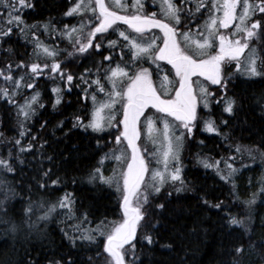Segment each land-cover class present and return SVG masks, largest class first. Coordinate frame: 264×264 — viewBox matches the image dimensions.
<instances>
[{"label":"snow or ice","instance_id":"1","mask_svg":"<svg viewBox=\"0 0 264 264\" xmlns=\"http://www.w3.org/2000/svg\"><path fill=\"white\" fill-rule=\"evenodd\" d=\"M192 0H181L183 7L178 6L175 0H161L159 15L162 18H157L158 13H146L144 11L143 0H132L129 4L126 0H112V6L115 9L124 12L131 11V14L121 15L117 10H110V5L105 0H77L75 5L65 13L67 16L73 14H85L91 12V17L87 21L81 22L79 27L69 28L67 25L61 30V36H66L73 48L72 52L68 53L69 57L75 55H91L92 53L99 54L102 47L114 49L119 45V38H122L124 47H129L132 56L139 60L150 57L153 63L158 61H167L175 70V75L178 78L179 87L175 88V95L172 98H161L151 81V74L147 68H141L130 74L127 70L128 66L120 67H104V61H111V56H104L103 60L97 65L96 72L91 69H85L78 77L72 73L65 71L61 67V62L56 59L59 53L55 50H50L47 46L42 45L36 37L35 32L32 36L36 39L34 54L39 59L41 55L45 58H50L53 62L25 64L21 61L19 64L12 65L8 63L3 69H0V77L5 82H11L13 87L0 88V95L5 97L8 103L16 104L14 99L17 92L22 88L35 90V85L32 82L25 83V80L32 81L39 78L45 71L52 74L50 77L53 80L59 79L61 83H66L68 91H71V86L75 80L80 83L76 87L83 85V99L89 98L91 92V100L93 102V110L90 113L88 122L85 123V118L77 116L75 118L74 127H82L85 130L91 129L93 132H104L105 128H112L114 122L117 125H122V130L117 128L118 135L114 136L113 148L110 152L105 153L100 160V165H103L105 160L114 159L117 162L126 161L127 167L122 170L118 177H106L102 167L94 168L89 174L90 183H99L109 187L115 186V189L120 193L119 208L122 212V220L118 223H113L109 231L104 230V221H101L95 229H83L82 225L76 226V231L80 233L77 236H65L69 239L70 244L76 245L77 240L94 243L96 237H104L103 251L111 258L110 264H126V256L133 257L132 264H136L135 256V239L137 230L142 227V222H146V209L150 204V198L159 194L162 188L168 184L181 182L182 168L180 167V153L183 150V142L187 136H191L193 129L197 126L198 104L202 102L203 108L210 107V100L215 96V93H210L207 88H200L199 99L198 94L192 86V77H204L211 85L220 86L223 96L216 100V104L224 103L223 112L233 114L237 107V102L234 98L227 97L228 79L224 74V65L232 61H236L237 71L246 74L249 77L259 76L264 70V59H261L256 48L251 47L253 40H260L264 36V20L255 19L257 15L264 17V0H196L194 8L188 7ZM34 7V4L28 3V0H0V42H5L11 37L13 27L19 29L21 33L25 32L27 26L20 15L24 8ZM204 9L208 13V19L205 21L204 31H198L193 38L191 30L179 32L177 25L182 23L181 16L185 15L191 20L197 13H201ZM118 21L128 25L132 33L136 34L133 37L131 33L126 34L124 31L118 33V40H110L107 45L103 41L97 43L98 34L103 36L109 29L113 28ZM235 22V23H234ZM234 25V31L229 35H224L221 29H230ZM44 30L50 28L55 31V27L50 24H45ZM85 28H90L85 32ZM153 28L159 29L162 32L161 47L156 43L155 39L147 42H141L140 38L143 34ZM199 28V26H198ZM178 37L183 38L185 47L181 46V41ZM218 42V49L214 55L209 54V50ZM188 49H192V54ZM247 50V52H246ZM243 58V60H242ZM13 71H24V75L19 78H14ZM7 73V74H6ZM95 75V79H90ZM126 79V86L124 81ZM167 80V76L164 77ZM111 85L109 91H105V83ZM52 93L55 95L53 107L61 103V89L52 88ZM98 93H104L106 100L98 101ZM40 93L35 92L31 97L25 99L22 105H18L19 114L24 120L20 122L19 136L24 138L31 135L30 130L24 128V121H27L31 115L35 114L36 106L44 107L39 103ZM122 105V119L117 121L114 114L115 106ZM151 106L156 108L158 112L164 113L166 116H171L175 121L179 122L176 129L164 121L163 130L155 128L154 122L149 118L147 120V133L150 139L155 143L156 137L161 136V144L153 156L156 157L157 163L162 165L161 168L152 169L149 166V161L141 154V149L137 145L140 139L141 132L138 127L140 117L144 115V110ZM264 111V108H262ZM107 113V115L105 114ZM204 130L209 133L220 134L219 126L215 120L208 119L204 122ZM225 127L227 121H221ZM43 127V125L41 126ZM179 131V135H177ZM226 139L228 137H225ZM38 137L32 136V141H36ZM127 142V147L131 149V157L127 159L125 154H117L119 146ZM13 149L8 153V158H0V224L4 225L8 231L13 234L25 233L26 237L33 232L38 235H44L40 228L41 222H46L50 215L57 208H71L72 201L70 194H65L55 204H49L47 201L41 202L38 205H33L29 200L28 206L20 213V219L16 220L9 217L7 204L9 200L18 194L12 186L13 182L7 181L4 177L7 174H15L17 169L14 166L15 162L24 164L23 160H19L20 154H33L34 143H29L26 147L22 146L21 139L12 141ZM99 146V144H98ZM44 147L43 144L40 145ZM18 150V151H17ZM145 152L148 150L145 149ZM237 153H243L244 148L236 146ZM251 150L249 149V152ZM12 152H17L16 156ZM233 159V157H229ZM44 160L54 166V157L43 154L42 159L38 161L39 167L35 170L42 180H47L53 175V168H43ZM205 168H215L217 173H220L221 161L209 163L207 160L201 161ZM228 170L227 176L221 175L224 181L230 180L237 169L232 164L226 163ZM35 179V177H34ZM52 185L56 186L60 183V178L52 180ZM38 188H47V183H40L37 180ZM16 187L23 188V184H17ZM235 187V185L233 186ZM30 190V188H29ZM178 188L177 191H181ZM170 195V193H169ZM248 205L254 203L253 200L245 202ZM205 205L217 210L224 208L223 202L217 204H209L207 200ZM156 207L163 209L164 205L159 204ZM39 208L43 215L36 216V209ZM33 216H36L33 220ZM7 218V219H6ZM224 223L222 229H227L228 234L234 228L249 231L247 225L252 223L251 216L248 218H237L231 213H226L222 217ZM84 223H87V214H84ZM155 227V226H153ZM147 245L154 243L152 235L143 237ZM264 243V241H261ZM128 245V248L125 246ZM168 247H171L170 245ZM251 247V246H249ZM236 254H243L245 248L243 245L235 247L233 250ZM97 256L101 254L96 253ZM92 258H89L91 264ZM33 264V262H29ZM49 264H75L71 259L68 260H51ZM236 264V261H233Z\"/></svg>","mask_w":264,"mask_h":264},{"label":"trees","instance_id":"2","mask_svg":"<svg viewBox=\"0 0 264 264\" xmlns=\"http://www.w3.org/2000/svg\"><path fill=\"white\" fill-rule=\"evenodd\" d=\"M67 2L70 5L73 0ZM28 3L34 4V7L24 8L20 13L28 30L21 33L14 26L11 37L0 42V69L8 63L16 65L21 61L25 64L48 62L43 55L38 59L34 54L36 39L32 36L33 32L44 46L48 39L60 41L62 38L60 20L66 16L67 11H61L65 1L28 0ZM3 11L0 8V12ZM255 18L264 20L260 15ZM71 21L72 16L68 17L67 25ZM45 24L54 26L55 31L51 28L45 31ZM253 43L260 58L264 59V36ZM62 49L66 54L68 48ZM24 74V71L12 73L14 78ZM50 74L45 71L32 81L26 79L25 83H34L35 90L20 89L14 97L16 104L8 103L0 95V158H8L15 139H21V144L25 147L34 143L33 154H20L18 159L23 160L24 164L15 162L16 173L4 177L13 182L12 186L18 194L7 204L9 217L19 220L20 213L28 206L29 200L33 205L44 201L55 204L67 193L70 194L74 212L81 218L79 225L83 229H89L94 224L100 225L101 221H104V225L121 222L118 193L107 185L90 183L88 178L90 172L100 165L105 153L113 148L114 140L109 137L118 131L116 128L106 127L104 132H93L74 127L77 116L85 118V114L79 111L81 100L71 99L69 103L63 105L61 102L53 107L56 97L51 91L54 80L52 81ZM237 74L239 77H234L233 81L228 80L227 84V91L237 102L234 113L223 112L224 104L216 106L215 101L211 110L213 120L216 123L219 120L227 121V126L220 124L219 135L203 130L200 133L202 128L198 127L193 136H187L180 153L186 158L181 172L183 184L176 182L175 189L165 186L159 194L150 198L146 222H142L143 226L138 228L134 241L136 264H233V261L236 264H264V243H261L264 241V205L255 202L251 206L242 200L243 194L239 189L241 178L238 179L239 186L229 180L226 182L220 178L222 174L205 168L198 161L200 156L212 157L218 153H222V156L232 144L253 148L251 151L258 150L260 154L264 152V70L256 77H244L240 75L242 72ZM1 79L2 77L0 88H8L11 94L12 83L1 85ZM34 91L40 93L39 103L44 107L36 106L35 114L24 121V128L30 130L31 135L21 138L18 130L24 118L19 114L18 105H22ZM60 95L62 100L64 94L61 92ZM76 103L79 105L78 110L73 111ZM86 121L87 118L85 123ZM32 136L38 139L33 142ZM41 144L44 145L43 148L40 147ZM43 154L54 157V166L44 160L43 168H53V175L46 181L40 179L35 170L39 167L37 162L42 159ZM12 155L16 156L17 152H12ZM103 170L107 171L106 168ZM58 177L60 183L53 186L52 180ZM37 180L47 183L48 187L38 188ZM17 184H23L24 187H16ZM178 188L182 190L177 191ZM205 200L209 204L223 202L224 208H211L204 204ZM159 204H163L164 208L156 207ZM226 213L245 219L250 215L252 223L247 225L249 231L234 228L229 235L227 229L221 228L224 223L222 217ZM56 214L59 216L58 212ZM84 214H87V223L83 222ZM36 216H33V220ZM75 224L73 222L70 226ZM64 227L63 222L52 214L46 222L40 224L44 233L42 236L34 232L27 237L23 232L13 234L0 224V264H49L53 259H71L75 264H90V257L91 264H110L111 258L103 251L104 237H96L94 243L78 239L73 246L65 233L77 237L80 233L75 231V234H69L70 231L66 232ZM149 234L153 237L152 245H147L143 239ZM240 245L244 246L245 251L243 254H236L233 250ZM125 247L128 248V245ZM97 252L101 255L97 256ZM125 259L126 264H132L131 255Z\"/></svg>","mask_w":264,"mask_h":264},{"label":"flooded vegetation","instance_id":"3","mask_svg":"<svg viewBox=\"0 0 264 264\" xmlns=\"http://www.w3.org/2000/svg\"><path fill=\"white\" fill-rule=\"evenodd\" d=\"M33 2L35 0H32ZM65 1V5L62 8L61 11H67L72 8L77 0H73L70 5L68 4L67 0ZM107 4L110 5V10H117L121 15L124 14H131V11L129 12H124L122 10L115 9L114 6H112V0H105ZM127 3H131L132 0H126ZM160 2L161 0H143L144 3V11L146 13H152V12H157L158 17L157 18H162L159 15L160 12ZM196 0H192V3L187 5L188 7H193L195 5ZM175 3L178 6L183 7L184 5L181 4V0H175ZM201 13H197L195 17H193L191 20L187 18L185 15L181 16V21L182 23L180 25H177V30L179 32H185L191 30L193 33V38L196 39L198 38L196 36V33L198 31H204V25L205 21L208 19V13L206 10L202 9ZM91 12L87 13V15L81 13V14H73L72 15V21L70 25H67L68 17L70 16H65V18L61 19V30L64 28L65 25H67L69 28L72 27H79L82 20L87 21L89 17H91ZM257 19V18H255ZM199 26V28H198ZM115 31L113 29H109L107 33H104L103 36H100L98 34L97 40L95 42L99 43L101 40L103 41V44L106 46L108 41L110 40H118V33L120 31H124L126 34L131 33L133 37H136L135 33H132V30L129 29L128 25L124 24L121 21H118L116 25L113 26ZM90 28H85L84 31L87 32L89 31ZM224 35H229L231 30L227 29H221L220 30ZM52 32V31H51ZM162 32L159 29L153 28L143 34V37L140 38L141 42H147L149 40L155 39L156 43L159 44L161 47L163 46L162 44ZM178 39L181 41V46L185 47L183 43V38L178 37ZM60 41H55V39H48V41L45 43V46H47L50 50H55L59 53V55L56 57L57 60L61 62V67L63 70L68 71L72 73L74 76H79L81 73H84L85 69H91L93 73L96 72V67L97 65L103 60L104 56H111L112 59L111 61H104V67H116V65H120V67H125V65L128 66L127 70L130 72V74L134 71H138L141 68H147L151 74V81L153 83V86L157 90L158 94L161 95V98L169 99L174 97L175 95V88L179 87L178 84V78L175 75V70L172 68L170 64L167 63V61H158L157 63H153L151 58H142V59H135L132 56V52L129 47H124V41L122 38H119V45L115 47L114 49H109L107 47H102L100 49L99 54L97 53H92L91 55L84 54V55H75L72 57L68 56L69 52L73 51V48L70 45V42L66 36H62V38L59 39ZM256 41V40H254ZM56 42V44L54 43ZM63 47H67V53H63ZM218 49V42L214 44V47L209 50L210 55H214L216 50ZM189 53L192 54V49H188ZM49 63V65L53 62L52 59L50 58H45ZM50 77L52 74L49 75ZM167 76V80L164 79V77ZM95 75L90 77V79H95ZM58 79L53 81V84L51 85L53 88H60L62 93L64 94V98H62L61 102L64 104L69 103L72 100H76L77 98H80L81 103H80V108L79 111L83 112L85 114V118H87L86 123L88 122V118H90V113L93 110V102L90 98L91 92L89 93V98L87 100L83 99L84 93L82 91V88L84 87L81 85L79 88L76 87V84H79L80 82L78 80H75L73 82V85L71 86V91H68L69 85L66 83H61L60 81L57 82ZM45 81V79H44ZM36 82V81H34ZM46 82V81H45ZM57 84H56V83ZM105 83V91H109L111 88V85L108 84L107 82L102 81ZM126 79L123 82L124 86H126ZM4 85V84H3ZM50 86V87H51ZM192 86L194 91L198 94V99H199V91L200 88H207L210 93H217V91H221L220 86L217 85H211L209 81H207L204 77H192ZM98 101H103L106 100L107 97L104 93H98L97 95ZM78 104L76 103V108L73 110H78ZM212 107V104H211ZM205 109L203 108L202 102L198 104L197 107V114H198V121H197V126L193 129V133L196 132V128L201 127L200 120L203 118V115L209 112L211 109ZM107 115V113H105ZM114 114L116 115L117 121L122 119V105L117 104L115 106ZM120 114V115H117ZM155 114L158 115H165L164 113L158 112L156 108H152L149 106L144 110V115L140 117V120L138 122V127L140 129L141 126L150 118L153 122L156 121V116ZM166 116V115H165ZM168 118L172 119L175 123L177 121L174 120L173 117L167 116ZM179 123V122H178ZM118 125L114 122V126L112 128L117 129ZM119 129L122 130V125H119ZM91 130V129H90ZM201 133L202 130H199ZM192 133V136H193ZM119 133L117 132L115 135H118ZM196 134V133H195ZM114 135V136H115ZM114 136H111V140H114ZM202 139V138H201ZM108 140V138H107ZM99 167V165H98Z\"/></svg>","mask_w":264,"mask_h":264},{"label":"rangeland","instance_id":"4","mask_svg":"<svg viewBox=\"0 0 264 264\" xmlns=\"http://www.w3.org/2000/svg\"><path fill=\"white\" fill-rule=\"evenodd\" d=\"M227 30L228 31L229 30L234 31V25L232 27H230V29H227ZM253 45H255V44L252 41L251 47H254ZM246 52H247V50H246ZM242 60H243V58H242ZM239 72H241V71H237L236 61H232V62L224 65V74L228 80L233 81L234 77L235 78L239 77V75L237 74ZM262 72H263V70H262ZM240 75H242L244 77H248L246 74H240ZM5 83L6 82L2 78L1 79V85L5 84ZM221 96H223V92L217 91V93H215V96L213 98H211L210 107H211V104H212V107L209 110V112L204 114L203 118H201V120H200V124H201V128H202L201 130L205 131L204 130V123H203L205 120L214 119L213 114L211 113V110L214 108L213 107V101H215V103H216V100H219L221 98ZM227 97L232 98L231 93H229V91H227ZM222 104H224V103H222ZM219 105L216 104V106H219ZM155 116H156L157 123L154 121V126L156 129H158L160 131L163 130L165 120H167L169 122V124L171 126H173L174 129H176L178 127V122L175 123L172 119L168 118L165 115L155 114ZM216 124L218 126H220V124H221L220 120ZM140 129H141L142 140H138V145L141 149V152L144 153L145 158L149 161L150 168H152V169L161 168L162 165L157 163L156 157L153 156V153H156L157 149L160 147L162 137L157 136L155 143L153 142L152 139L149 138L148 133H147V121L143 124V126L140 127ZM18 131H20V127H19ZM205 132H207V131H205ZM176 134L179 135V131H177ZM186 138H187V135H186L185 139ZM185 139H184L183 143H185ZM198 141H202V140H197V142ZM236 146H237L236 144H232L229 148L227 147V150H225V154L222 156L220 155L222 153H218L217 155H214L212 157L200 156L201 158L198 159V161L200 163H202L201 161H204V160H207L209 163H214L215 161H221V163H220V174L225 175V176H227V174H228V170L225 166L226 163L232 164V166L235 169H237V171L229 181L232 184L235 182L237 184V186H239L238 185V179L241 178L242 181L240 180L241 186H239V189L241 190V194H243L242 200H244V201L253 200V197L255 196L257 198L254 199V203L257 202V203H260L261 205H264V152L261 154L258 150H255V151L253 150V151L249 152V149L252 150L253 148L242 147V148H244V152L243 153H237L235 151ZM145 149H147L148 151L145 152L144 151ZM121 153L125 154L127 159L129 158V150H128V148L125 147V145H122V144L119 146V151L117 152V154L119 155ZM258 154H260V155H258ZM229 157H233V159H229ZM213 158H215V159L212 160ZM185 163H186V158H185L184 154L180 155V167L182 169L185 166ZM125 165H126V161L117 162L116 160L111 159V160L107 161V164L99 165V167L103 166V168H106L107 171H104L102 168L103 173L106 177H113V176L118 177L120 172L125 169ZM210 169L216 171L215 168H210ZM88 178H89V176H88ZM165 186H169V188H171V189L177 188L175 186V183L173 184L171 182H169ZM111 188L114 191H116L115 186H112ZM118 195L120 196V193H118ZM58 201L59 200H57L55 203H57ZM47 202L49 204H53V202H51V201H47ZM36 212H37V216L43 215V212L40 211L39 208L36 209ZM57 212L59 213V216H57V214H56ZM52 215L55 216L58 220L63 222V227H64V225L66 226V227H64L66 229V232L70 231L69 234H75L76 226L79 225L81 218L74 212L73 207H72V203H71L70 209H68V208H65V209L57 208L56 211L52 213ZM79 215L82 216L81 214H79ZM83 218H84V216H83ZM70 220H71V222H70ZM73 220H76V221H73ZM73 222H76V224L70 226ZM118 222H120V221H117L116 223H118ZM113 223H115V222H111V224H105L104 230L109 231L111 229V227L113 226ZM98 225L99 224L91 225V227L89 229H95ZM72 231H74V232H72Z\"/></svg>","mask_w":264,"mask_h":264}]
</instances>
